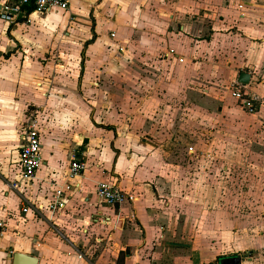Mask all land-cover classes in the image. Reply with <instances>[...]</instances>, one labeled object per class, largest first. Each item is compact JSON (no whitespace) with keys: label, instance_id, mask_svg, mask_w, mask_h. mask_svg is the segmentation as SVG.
Masks as SVG:
<instances>
[{"label":"crops","instance_id":"0c3cea01","mask_svg":"<svg viewBox=\"0 0 264 264\" xmlns=\"http://www.w3.org/2000/svg\"><path fill=\"white\" fill-rule=\"evenodd\" d=\"M90 5L94 13L85 19ZM72 12L81 17L67 40L36 48L23 38L36 17L16 25L0 18V220L6 226L0 264H13L16 252L36 256L37 264H161L173 250L164 225L175 218L182 186L188 199L197 195L192 174L198 162L241 164L264 147L256 141L264 138V106L235 121L241 105L215 92L219 83L230 90L242 71L251 74L250 88L263 92L251 67L264 63V0H70L68 10L44 15L60 26L54 14ZM79 29L84 39L75 43ZM51 46L72 52L71 59ZM80 90L107 95L92 102ZM36 100L31 116L39 119L41 165L32 186L14 190L9 182L21 170L25 110ZM214 105L222 126L213 129ZM178 110L187 112L184 126L173 115ZM227 125L239 131L229 134ZM73 154L86 169L77 186L66 189L65 207L52 212L57 185L70 183ZM101 181L135 199L115 206L102 201L96 192ZM262 252L257 256L264 260ZM239 254L247 264L244 254L229 255ZM248 264H255L253 257Z\"/></svg>","mask_w":264,"mask_h":264},{"label":"rangeland","instance_id":"374dc122","mask_svg":"<svg viewBox=\"0 0 264 264\" xmlns=\"http://www.w3.org/2000/svg\"><path fill=\"white\" fill-rule=\"evenodd\" d=\"M91 6L85 12L83 18L90 19L89 13L91 9L94 13V9ZM54 15L61 18L63 21L61 23L64 24L58 26L57 19L53 18L52 15H46L47 17L41 15L35 18V25H27L28 33L23 38L30 47H45L48 44L56 45L59 43L56 38L67 40L69 29L73 28L75 22L81 17L79 14L73 12ZM132 16L139 17L138 8L136 11H133ZM72 22L74 25H72ZM20 28L16 32L18 35L22 33ZM54 29L56 31L52 35ZM80 29L79 32H76L78 36L73 39L75 43H81L84 39ZM89 34L91 33L89 32ZM32 36L36 37L35 42L29 38ZM132 41H135L132 42L135 43V46L138 45L139 41L137 37H133ZM259 44L260 49H262L264 47L262 39L259 40ZM120 47L130 49L128 45H123V43ZM105 48L110 49L111 47L107 46ZM123 49L119 48L120 51H123ZM52 50H57L62 56L67 55V58L71 57L72 54V52L69 53V51L60 47H49V51ZM137 66L138 59L136 66L131 65L133 73L137 70ZM251 71L259 77L258 83L264 84V63L251 67ZM217 85L219 86H216L215 92L219 93L220 96H224L226 101H231L236 106L237 102L235 103L236 100L232 98L231 88L230 90L228 89L230 84L227 86L223 84L224 88L221 83ZM109 92L111 93L112 91ZM80 94L83 98L98 103L105 94L107 95L104 91L99 92L96 90H87L85 92L80 90ZM261 94L263 97L261 105L264 106V88ZM37 101L32 102L28 106V109L25 110L26 116L23 123L27 121L38 107ZM216 108L214 105L212 116L215 118L211 120V126H208L213 129L217 126H222L220 124L221 116L219 117L220 119L217 118ZM85 109L86 115H92L94 109L93 103L89 102ZM185 113H187L185 110H178L177 113L173 114L182 120L179 121L182 125H186L187 116ZM243 113L248 116L255 115L241 107L240 113L233 116L232 119L240 121ZM173 115L169 114V118H167L168 124L172 123ZM248 124L254 132V126L257 123L251 119ZM168 127L172 129V126ZM223 127L227 129L229 134V130L239 131V129L230 125ZM260 129L264 130L263 125H260ZM229 134L225 136L226 138L222 140V143L226 144L225 141L230 138ZM256 141L261 143V146H264V138H257ZM213 151L219 152L218 149ZM259 155L251 151L245 156V161L241 164H234V162L230 161L225 162L224 160L220 163L219 159L214 160V158L212 162L203 161L202 159L198 162L195 159L198 164L192 177L196 180L195 192L197 195L188 199L186 196L187 187H181V199L174 203L175 218L172 222L169 223L167 221L164 225L170 232L168 240L171 243L169 246L173 249L171 250L172 255L161 264H212L216 263L219 255L233 253L244 254L245 258L250 259L247 260V264L251 261L252 257L255 264L264 263V260L259 259V256H257V253L259 254L264 250V147L260 149ZM181 157L186 158L187 155L182 153ZM185 161L186 159L182 160L181 165L185 164ZM183 173L186 175L187 171L184 170ZM248 251L253 252L250 253Z\"/></svg>","mask_w":264,"mask_h":264},{"label":"built area","instance_id":"2783aa9c","mask_svg":"<svg viewBox=\"0 0 264 264\" xmlns=\"http://www.w3.org/2000/svg\"><path fill=\"white\" fill-rule=\"evenodd\" d=\"M69 7L70 0H2L0 3V18L11 25H16L19 21L30 23L34 17L59 10L66 11ZM231 94L247 112L252 114L259 112L263 99L250 88V84L235 82L232 85ZM39 128V119L34 115L27 120L22 129L20 145L21 170L19 178L9 182V187L14 190H18L21 186H32L37 178V172L41 165L42 151ZM85 169L86 163L73 154L69 171L70 183H65V187L57 185L54 197L49 204L52 212L65 207L66 189H71V183L77 186L74 180L83 175ZM96 192L102 201L112 206L135 199L134 196L124 192L116 183L111 181L99 182ZM5 227L4 221L0 220V236L3 235Z\"/></svg>","mask_w":264,"mask_h":264},{"label":"water","instance_id":"95a60500","mask_svg":"<svg viewBox=\"0 0 264 264\" xmlns=\"http://www.w3.org/2000/svg\"><path fill=\"white\" fill-rule=\"evenodd\" d=\"M251 74L247 71H242L238 76V83L250 84ZM38 258L29 254L16 252L13 255V264H37ZM217 264H242V256L239 255H228L221 256L217 259Z\"/></svg>","mask_w":264,"mask_h":264},{"label":"trees","instance_id":"16d2710c","mask_svg":"<svg viewBox=\"0 0 264 264\" xmlns=\"http://www.w3.org/2000/svg\"><path fill=\"white\" fill-rule=\"evenodd\" d=\"M107 128H110V127L107 126Z\"/></svg>","mask_w":264,"mask_h":264}]
</instances>
